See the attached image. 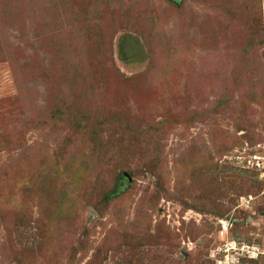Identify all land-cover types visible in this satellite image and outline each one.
I'll return each instance as SVG.
<instances>
[{
    "label": "rangeland",
    "instance_id": "obj_1",
    "mask_svg": "<svg viewBox=\"0 0 264 264\" xmlns=\"http://www.w3.org/2000/svg\"><path fill=\"white\" fill-rule=\"evenodd\" d=\"M0 264H264V0H0Z\"/></svg>",
    "mask_w": 264,
    "mask_h": 264
},
{
    "label": "water",
    "instance_id": "obj_2",
    "mask_svg": "<svg viewBox=\"0 0 264 264\" xmlns=\"http://www.w3.org/2000/svg\"><path fill=\"white\" fill-rule=\"evenodd\" d=\"M126 175H127V174H126ZM128 177H129V179H131L129 175H128Z\"/></svg>",
    "mask_w": 264,
    "mask_h": 264
}]
</instances>
